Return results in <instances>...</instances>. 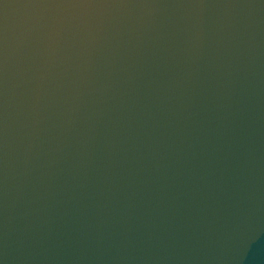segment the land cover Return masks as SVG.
<instances>
[{"label":"water","instance_id":"95a60500","mask_svg":"<svg viewBox=\"0 0 264 264\" xmlns=\"http://www.w3.org/2000/svg\"><path fill=\"white\" fill-rule=\"evenodd\" d=\"M0 264H264V0H0Z\"/></svg>","mask_w":264,"mask_h":264}]
</instances>
